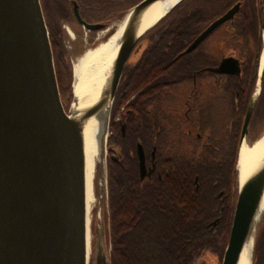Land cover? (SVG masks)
Segmentation results:
<instances>
[{
	"label": "water",
	"instance_id": "1",
	"mask_svg": "<svg viewBox=\"0 0 264 264\" xmlns=\"http://www.w3.org/2000/svg\"><path fill=\"white\" fill-rule=\"evenodd\" d=\"M158 1L161 0H140L120 20H125V28L108 90L99 99L111 100L108 124L132 48L163 18L138 33L143 10ZM182 1H177L164 16ZM239 7L237 2L213 20L186 51L232 18ZM73 14L87 30L104 26L102 22L83 20L76 1H73ZM211 70L238 74L240 69L235 58L227 57ZM254 100L252 96L246 110L240 143L248 133ZM71 105L66 111L61 101L40 0H0V264H88L82 144L77 126L69 117ZM91 113L89 109L83 116ZM136 153L143 180L151 168L147 170L140 143ZM263 190L264 163L243 183H238L220 264H237L259 214ZM217 220L213 221L214 225ZM92 244L89 264H110V247L105 243L102 225L96 229Z\"/></svg>",
	"mask_w": 264,
	"mask_h": 264
},
{
	"label": "trees",
	"instance_id": "2",
	"mask_svg": "<svg viewBox=\"0 0 264 264\" xmlns=\"http://www.w3.org/2000/svg\"><path fill=\"white\" fill-rule=\"evenodd\" d=\"M105 1L80 0L85 10ZM219 1L183 0L175 6L166 15L167 25L159 35L157 24L143 35L158 38L144 53L148 66H143L141 58L122 85V103L130 111L127 116L126 110L122 114L124 133L121 125L111 122L112 129L119 130L109 139L118 150V157L108 163L110 264H190L214 245L217 234H226L228 239L239 148L237 135L233 141L228 137L229 130L236 128L233 107H228L230 120L211 126L217 139L190 137L173 124L171 110L148 108L144 85L147 75L156 77L157 73L164 77L163 84L165 80L169 84L187 80L188 43L201 26L227 7L224 0ZM49 37L64 96L67 64L58 25H51ZM227 87L231 95L239 87L237 80L230 79ZM138 143L151 168L143 180L138 169Z\"/></svg>",
	"mask_w": 264,
	"mask_h": 264
},
{
	"label": "flooded vegetation",
	"instance_id": "3",
	"mask_svg": "<svg viewBox=\"0 0 264 264\" xmlns=\"http://www.w3.org/2000/svg\"><path fill=\"white\" fill-rule=\"evenodd\" d=\"M73 1H76L79 13L83 20L88 23L96 22L90 18L89 10L83 8L80 0H64L65 7L63 10L60 11L56 17H53L52 20L45 19L49 30L51 27V21H57L60 23L59 29L61 34L62 27H64V24L61 23L62 20L64 22L76 20L73 14ZM237 2L240 3L237 13L234 14L232 18L221 23L211 33L198 42L192 50L188 51L191 52V54L189 58L190 69L186 81L169 84V82L165 80L166 84H163L164 77L162 75L158 76V73L155 74L156 77L147 75L148 78L145 80L144 85L147 86V90L145 91L147 100L146 104L148 105V108L152 109L153 107H156L159 110H171L173 124H175L178 129L181 127L183 132L190 137L195 135L199 139L206 138L209 141L217 139V137L212 136L211 134V112L213 103L219 105V102L223 105L227 104V102L229 103L231 100L232 105L230 104L228 107L232 106L235 111L236 128L232 127L229 130V133H227L231 141H233L232 139L235 140L237 135L240 143L242 125L247 107L252 98L256 80L259 82L261 81V91L254 100L248 125V133L246 136L249 135L256 105L260 104L262 101L264 102V63L262 67H260V56L263 51L264 0L231 1L221 13L199 28L188 43V46L213 20L224 14ZM166 25L167 21L165 16L159 23H157V32L159 31L157 35L163 31ZM218 28L220 30V37L214 39L211 35ZM156 37H142L132 48L131 53L125 62L122 77L118 85L115 106L122 102V85L126 78L134 72V68L141 58H143L144 61L143 66H148L146 60L148 56L144 53L149 51L153 42L158 39ZM227 57H233L237 60L240 69L238 74L218 73L211 70V68L217 67L220 62ZM174 65L175 64H173V66ZM230 79H236L239 85L237 90L232 92L231 95H229L227 87ZM182 85L184 86L181 91L180 87ZM133 97L134 94L126 101V104H129L131 102L129 100L133 99ZM124 110H126L127 116L130 110ZM119 119L121 120V123L120 120L118 123L121 124L122 130L124 123L122 117ZM146 156L145 153V162L148 170L150 167L147 164ZM219 194L221 195L222 193ZM235 199L236 195L234 200ZM190 264H205L204 257L200 256Z\"/></svg>",
	"mask_w": 264,
	"mask_h": 264
},
{
	"label": "rangeland",
	"instance_id": "4",
	"mask_svg": "<svg viewBox=\"0 0 264 264\" xmlns=\"http://www.w3.org/2000/svg\"><path fill=\"white\" fill-rule=\"evenodd\" d=\"M139 0H106L102 5L96 7H88L89 16L93 21L104 23L103 28L98 30H87L85 27L80 25L76 20H71V22H64L62 20L61 31V39H62V49L65 53L66 58V77L65 84L66 93L61 95L60 97L64 109L66 111L69 110L70 105L73 100L72 93V84H73V65L88 48L94 47L101 41H105L117 28V26L121 23L124 14L126 11ZM222 0L218 2L220 4ZM228 6V3L232 0H224ZM44 18L45 19H53L57 14L63 10L65 7L64 0H40ZM217 4V6H218ZM226 8V7H225ZM222 9V8H216ZM222 11V10H221ZM86 15V13H85ZM111 17V18H109ZM66 21V20H65ZM46 22V20H45ZM53 23V24H52ZM57 21H51V25L59 26L60 23L56 24ZM47 25V23H46ZM48 28V27H47ZM60 28V26H59ZM219 28L211 35L214 39L220 37ZM263 43H264V33H263ZM264 49V48H263ZM256 80L255 86L253 89L252 96L256 98L258 93L261 91V81ZM182 85L180 90H183ZM214 98V97H213ZM117 96L115 94V99L112 104L111 116L108 124V131L105 139V143L103 146V153L101 159L98 160L97 170L95 176V188H94V196L95 202L90 211V257L93 251V240L96 234V229H98L101 225L103 226L105 233V243L110 247L109 244V231H108V204H107V194H108V163L113 158L118 157V150L114 144H109V139L117 135L118 130H113L111 126V122H116V125L119 124V118L125 112V108L123 103H119L116 105ZM215 99V98H214ZM213 103L212 112H211V120L212 126L221 125L224 122L230 120V114L228 111L229 103L221 105ZM121 123V120H120ZM120 127V126H119ZM118 127V128H119ZM124 133V132H122ZM264 133V102H260V104L256 105V110L254 113V119L251 123L249 135L246 136L245 142L248 144H252L255 140L261 137ZM237 160V159H236ZM237 162V161H236ZM236 169V165H235ZM237 171V170H236ZM236 192L238 186V178L236 174ZM221 193V192H220ZM101 196V197H100ZM99 214V215H98ZM251 235L253 236V253H252V262L251 264H264V211L259 215L258 220L254 222L253 230L251 231ZM226 234H217L214 236V245L208 246L206 248V252L203 255L205 264H220L222 261V257L224 254V250L227 244ZM199 258V257H197ZM196 258V259H197Z\"/></svg>",
	"mask_w": 264,
	"mask_h": 264
},
{
	"label": "bare ground",
	"instance_id": "5",
	"mask_svg": "<svg viewBox=\"0 0 264 264\" xmlns=\"http://www.w3.org/2000/svg\"><path fill=\"white\" fill-rule=\"evenodd\" d=\"M179 0H161L146 7L140 17L138 33L154 25L164 17L166 12ZM125 20L105 40L88 48L73 65L72 93L74 102L71 105L72 122L77 126L82 144L84 191H85V237L86 260L90 258V211L95 202L94 188L98 160L101 159L103 146L108 131V112L111 100L105 97L100 101L102 93L108 90L114 59L116 57ZM264 63V49L260 56V67ZM92 110L90 116H83ZM264 163V135L252 144L241 142L237 160L238 183H243L253 172ZM258 220L264 211V190L261 197ZM253 253V236L246 240L237 264H251Z\"/></svg>",
	"mask_w": 264,
	"mask_h": 264
}]
</instances>
